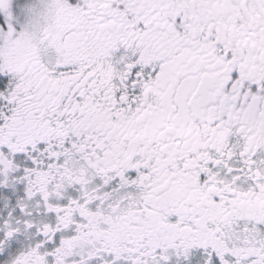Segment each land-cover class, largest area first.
Returning a JSON list of instances; mask_svg holds the SVG:
<instances>
[{"label": "snow or ice", "instance_id": "obj_1", "mask_svg": "<svg viewBox=\"0 0 264 264\" xmlns=\"http://www.w3.org/2000/svg\"><path fill=\"white\" fill-rule=\"evenodd\" d=\"M0 264H264V0H0Z\"/></svg>", "mask_w": 264, "mask_h": 264}]
</instances>
